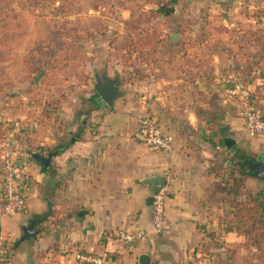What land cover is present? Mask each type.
<instances>
[{
    "label": "crops",
    "instance_id": "obj_1",
    "mask_svg": "<svg viewBox=\"0 0 264 264\" xmlns=\"http://www.w3.org/2000/svg\"><path fill=\"white\" fill-rule=\"evenodd\" d=\"M172 2L155 20L146 81L121 79L122 94L112 108L95 92L88 110L78 102L68 106L77 110L62 106L58 118L20 132L18 147L31 179L26 208L1 217L0 231L9 239L22 235L31 220L37 224L35 235L14 250L15 258L82 264L76 252H107L108 264H139L141 254L150 256L149 264H240L236 253L224 258L222 252L235 244L251 247L245 231L227 226L233 217L222 178L236 154L264 160V137L248 134L241 103L227 100L226 93L236 80L243 82L264 113V22L226 9L227 2ZM145 84L154 93L152 111L173 134L169 154L132 138ZM63 146L44 169L32 157ZM240 170L248 184L258 180ZM153 175L166 177L168 230L131 245L113 240L118 229L151 232L156 187L141 180Z\"/></svg>",
    "mask_w": 264,
    "mask_h": 264
},
{
    "label": "rangeland",
    "instance_id": "obj_2",
    "mask_svg": "<svg viewBox=\"0 0 264 264\" xmlns=\"http://www.w3.org/2000/svg\"><path fill=\"white\" fill-rule=\"evenodd\" d=\"M172 3V0H0V131L8 119H31L38 126L44 118H58L60 107L68 108L76 102L82 104V110H88L90 104L86 101L97 98L93 84L98 75L110 73L124 83L146 81L149 64L145 54L155 37L158 22L155 20L161 17L160 8L167 9ZM227 8L264 22V0H234ZM196 14L204 19L210 16L207 11ZM124 17L126 20L121 24ZM134 51L142 55L133 57ZM38 74L40 77L34 82ZM20 136L17 134V139ZM245 154L258 159L256 154ZM238 159L239 156L235 157L232 166L246 172ZM232 173L238 180L240 198H248L264 187L263 179L247 173L259 180L248 184L251 181L238 171L224 176V182L231 181ZM1 205L0 194V208ZM255 214L252 219L233 218V224L229 221L227 226L246 232V244L251 247L235 244L222 252L224 258L236 253L240 264H264V216L259 219V213ZM0 237L5 242L2 248H10L21 235L7 239L0 231ZM14 256L10 250L6 255L5 250L0 251V264H27L26 257Z\"/></svg>",
    "mask_w": 264,
    "mask_h": 264
},
{
    "label": "built area",
    "instance_id": "obj_3",
    "mask_svg": "<svg viewBox=\"0 0 264 264\" xmlns=\"http://www.w3.org/2000/svg\"><path fill=\"white\" fill-rule=\"evenodd\" d=\"M154 93L145 85L141 97V112L137 117L132 138L145 144L150 150L171 153L174 147L173 134L165 128L157 115L152 111ZM229 101H236L242 105L244 127L251 137H264V113L257 106L252 91L243 82L236 80L226 93ZM37 127V122L31 119H8L0 131V183L2 189L1 216L17 214L26 208V192L31 179L27 174L25 156L19 150L17 134L22 130ZM168 189L166 185L157 186L152 199V228L151 232L143 229H118L112 234V239L124 245H131L137 241H145L148 236L162 235L169 228L166 217V201ZM0 237V251L9 254L10 248H2ZM74 258L82 264H108L110 256L107 252L92 254L76 252Z\"/></svg>",
    "mask_w": 264,
    "mask_h": 264
},
{
    "label": "water",
    "instance_id": "obj_4",
    "mask_svg": "<svg viewBox=\"0 0 264 264\" xmlns=\"http://www.w3.org/2000/svg\"><path fill=\"white\" fill-rule=\"evenodd\" d=\"M216 2H227L230 3L234 0H214ZM173 36L177 35V33H173ZM40 74L34 77V82H37ZM121 81L117 76L108 77L106 74H101L96 76L95 83L93 84V88L97 93L98 97L104 102L105 105L112 108L117 98L122 94V90L120 88ZM52 155H48L46 157L41 156L38 153H33L32 157L36 159L42 168H46L50 162ZM258 159H254L250 155H239L238 164L241 167L246 168V172L251 174L254 177L264 179V160H262L261 156L257 157ZM143 183L152 185L154 187L163 186L166 183L165 176H147L141 180ZM36 224L37 220H31L26 223L22 227V235L19 238L20 241L27 240L32 238L36 233ZM150 256L148 254H141L138 257L139 264H149Z\"/></svg>",
    "mask_w": 264,
    "mask_h": 264
},
{
    "label": "trees",
    "instance_id": "obj_5",
    "mask_svg": "<svg viewBox=\"0 0 264 264\" xmlns=\"http://www.w3.org/2000/svg\"><path fill=\"white\" fill-rule=\"evenodd\" d=\"M52 1H60V0H52ZM173 1V0H172ZM154 15L152 14V18ZM222 143V142H220ZM63 147H55L53 151H48V155H53V153L61 151ZM235 157H238L237 154ZM227 169L230 172H235L237 170L236 167L231 166L230 164L227 166ZM239 175L245 176L240 170H237ZM233 178L231 181L228 179L226 182L222 179L223 190L227 191L230 194V199L228 200L230 209V214H232V217L236 220H243L246 218H251L256 215L255 213H259V219L263 218L264 216V187L260 189L255 194L248 196V198H240V191H239V184H237V179L234 178L236 175L232 173ZM229 178V176H228ZM264 181V179H263ZM261 210V211H260ZM48 213H45L42 217L47 216ZM39 218V216H36L35 219ZM19 239L16 240L13 244L10 245V251L13 254L14 250L18 247L20 244ZM109 255V254H108Z\"/></svg>",
    "mask_w": 264,
    "mask_h": 264
}]
</instances>
